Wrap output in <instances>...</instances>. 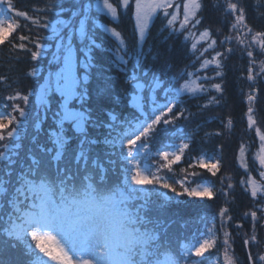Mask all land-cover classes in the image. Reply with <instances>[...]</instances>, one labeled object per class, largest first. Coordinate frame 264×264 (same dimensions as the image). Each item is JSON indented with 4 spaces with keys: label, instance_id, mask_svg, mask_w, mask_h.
<instances>
[{
    "label": "snow or ice",
    "instance_id": "6c2138e0",
    "mask_svg": "<svg viewBox=\"0 0 264 264\" xmlns=\"http://www.w3.org/2000/svg\"><path fill=\"white\" fill-rule=\"evenodd\" d=\"M64 2L41 0L30 14L17 9L14 0H0V45L7 41L35 62L48 55L44 41H49L54 50L48 63L56 68L43 76L38 89L28 93L13 89L4 97L12 103L4 105L10 111H0V264H243L234 250L236 237L242 239L246 264H264V238L259 235L264 229V131L255 108L256 84L264 79V30L256 31L247 23L239 0H213L222 16L232 18L229 34L219 41L223 51H216L217 40L209 28L198 35L188 31L202 22L198 13L204 8L203 0H182V4L175 0H95L94 4L70 0L69 8L63 7ZM181 7L179 28L187 33L185 40L192 37L195 41L191 43L195 61L194 70L187 71V79L177 86L176 77L166 83L149 68L141 70L144 52L140 45L157 13L163 14L167 28L176 31L173 25ZM256 7H264V0H256ZM129 8L139 36L131 51L117 27L98 23L93 14V10L105 13L111 23L118 21L121 9L127 14ZM64 13H70L67 19L62 18ZM258 15L264 17V12ZM20 20L27 23L22 26ZM21 27L29 34H18L20 42H12L9 38ZM97 29L114 40L111 64L126 74L119 90L114 88L115 78L105 75L106 70L95 62L94 51L102 47ZM42 30L50 34L42 35ZM202 41L204 45L198 47ZM233 42L241 49V58H248L246 76L242 73L250 82L244 93L248 104L244 115L246 131H254L258 141V154H254L258 177L245 158L250 145L241 142L236 156L246 173L239 183L252 200L240 221L250 220L251 226L241 232L243 223L233 225L230 208L221 206L211 220L199 217L203 227L191 236H170L175 221L161 218L169 201L184 196L212 200L219 192L227 203L229 190L234 188L230 176L226 187L225 177H220L219 189L208 181L196 182L203 175L200 170L215 177L221 168L218 157H208L203 151L189 157L187 168L180 169L182 175L173 168L195 136V131L175 128L177 121H188L224 102V62L236 51ZM209 51L213 53L210 58ZM130 61L133 70L128 74ZM26 75L39 77L41 70L33 66ZM217 78L220 82H215ZM93 79L96 83L91 86ZM15 83L0 76L2 86L11 88ZM157 90L163 93V103L158 102ZM213 91L218 95L209 94ZM183 94L207 98L192 113L180 107ZM32 95L35 110L30 113L26 106ZM125 101L135 111L123 119L105 107V103L122 106ZM222 123L231 132L233 120L227 117ZM220 135L219 130L205 133L206 137ZM162 136L169 141L179 137L180 143L161 142ZM10 249L17 251L15 257Z\"/></svg>",
    "mask_w": 264,
    "mask_h": 264
},
{
    "label": "trees",
    "instance_id": "16d2710c",
    "mask_svg": "<svg viewBox=\"0 0 264 264\" xmlns=\"http://www.w3.org/2000/svg\"><path fill=\"white\" fill-rule=\"evenodd\" d=\"M94 1L95 0H91L93 4ZM239 2L246 9L247 23L256 31L264 30V17L258 15V11L264 12V7L257 9L256 0H239ZM14 3L16 4L17 9L29 11V13L32 14V6L41 3V0H14ZM203 4L204 8L202 12L198 13L202 18L200 28H209L212 36H215L219 43L223 36L229 34V23L232 18L230 16H222L221 12L213 7V0H203ZM63 7H72L70 0H65ZM56 11H59V9L57 8ZM124 11L125 10L121 9L122 14L118 21L111 23H109L110 18L107 17L106 14L96 13L94 10L93 14L98 17V23L117 27V29L122 32L127 47L129 51H131L137 44L138 34L135 31L132 9L129 8L127 14H123ZM54 14L55 13H53V16ZM69 15L70 13H64L62 18L67 19ZM164 19L165 18L160 14L155 16L149 26L145 41L140 45L144 52L141 70L149 68L152 72L156 73L158 71H163L165 67H169L173 69V71L181 70L179 76L183 78V75L186 74L185 71L194 70L192 64L195 61V56L191 50V41L185 40L184 35L181 32L172 31L167 28ZM19 23L23 26L27 22L20 20ZM218 29L219 31H217ZM18 34L28 35L29 33L21 27L18 33H14L9 39L14 43H19L20 41L16 38ZM41 34L47 36L50 33L47 30H42ZM96 39L102 47L101 49L94 51L95 62L106 70L105 75L115 78L114 88L119 90L124 83L126 74L119 72L111 64L113 57L110 49L113 47L114 40L110 37V34L105 33L103 29H97ZM50 43L51 42L49 41H44L45 46H49ZM218 45L219 50L223 51V46L220 44ZM202 46L203 45H199L198 47ZM49 59L50 53L42 59L38 58V61L34 62L31 61L30 54L20 49H13L11 44L7 41L4 45H0V76H6L8 78V83L10 84L13 80L16 81L15 84H12L11 88L0 85V108H2V111H10V108H5L4 105H10L12 102L5 100L4 97L11 94L13 89H19L22 93H28L30 90L38 89L43 76L52 68V66H49ZM133 63V61H130L127 65L129 70L128 74H131V71L133 70ZM224 63V102L221 105L210 106L207 110L195 115L188 121H185L182 118L177 121L175 128H181L185 132L195 131V136L190 144V149L186 150L185 156H183L181 161L174 165L173 168L177 174L182 175L180 174V169L187 168L188 163L191 162L189 157L199 156L202 151L208 157H218L221 160V168L217 175L213 177L206 171L200 170L203 172V175L196 177V182L208 181L214 184L215 188L219 189L221 188L220 177L224 176V184H227L229 182L227 177L230 176L231 182L234 184L233 194L231 193L227 203H225V197L219 192L212 200L205 199L201 201L198 198L184 196L169 201L163 209L164 216L161 218L165 219V221L169 219L175 221V223L169 228L170 236H191L193 232L203 227V224L198 222L199 217L203 216L211 220L221 206L230 208V214L234 217L232 222L234 225L237 221H240L242 213L252 206L250 196L244 193L243 188L239 183L241 177L246 178V173L244 169L240 168L236 159L240 143L244 142L246 145H250V150L246 152L245 158L248 160L250 168L253 169V175H258V172L255 171V169H258V165H256L257 163H254L253 155L256 147H258V141L255 138L254 131H246L247 119L244 115L248 107L244 93L249 90L250 82L242 77V73L246 76L248 58L246 55L241 58V49L236 47V51L229 55ZM33 66H36L41 70V75L39 77H28L26 75ZM195 67H198V63L195 64ZM211 67L214 66H210V68ZM208 74L212 75L213 72L208 70ZM159 75L167 80V74L163 75L159 73ZM215 82H220V78H217ZM95 83L96 81L93 79L91 81V86H94ZM169 83H172V81ZM256 88V119L260 121V124L264 128V79L257 81ZM129 90L131 89L129 88ZM158 94V102L163 103L164 100L162 98V93ZM209 94L218 95L214 91ZM206 98L207 97L203 94L200 95L199 99L189 98L187 94H183L180 107H185L188 111L197 113V105L204 103ZM34 102L35 96L32 95L30 96V103L32 106H26L30 113L35 110ZM105 107L114 109L115 114H118L120 119H123L130 112L135 111L128 105L127 101H125L122 106L105 103ZM177 110L179 109H174V111ZM227 117H230L233 120V128L231 132H228L223 127L222 121ZM43 128H48V122H45ZM29 130L31 131V129ZM216 130L221 131L222 135L211 137L205 136L206 132ZM101 131H103V129ZM40 139L42 141L44 137L42 136ZM160 139L161 142L180 143L179 137L175 138L173 141H169V139L164 136ZM217 146L220 147L218 148ZM27 147L28 142L25 140L24 148L27 149ZM157 147H159L158 144L154 145L152 150L156 151ZM21 155H23V153H21ZM156 159L158 160L159 158L156 157ZM192 186H195V184ZM161 191H164L168 196L174 195L167 190ZM218 219L219 218L217 217V223ZM240 222L243 223L241 232L247 231L251 226L250 220L248 222ZM229 230L233 236H235L234 227L230 226ZM259 235L264 238V229L259 230ZM234 250L235 253L241 257L243 264H246L247 254L243 248L242 239L239 237H236L235 239ZM215 251V249L212 250L211 254H215ZM9 254L15 257L17 251L15 249H10ZM209 255L210 253L206 256Z\"/></svg>",
    "mask_w": 264,
    "mask_h": 264
},
{
    "label": "rangeland",
    "instance_id": "374dc122",
    "mask_svg": "<svg viewBox=\"0 0 264 264\" xmlns=\"http://www.w3.org/2000/svg\"><path fill=\"white\" fill-rule=\"evenodd\" d=\"M175 2H177V3H181V4H182V0H175ZM94 3H95V1H94ZM94 11H95V10H94ZM169 11L171 12V11H173V9H169ZM102 14H105V13H102ZM158 14H160V15L163 16L162 13H157V15H158ZM155 16H156V15H155ZM155 16L153 17V19L155 18ZM109 18H110V17H109ZM153 19H152V20H153ZM181 19H182V7H181V9H180V13H179L178 20L174 23L173 27L177 29L176 31H179V32L183 33V35H185V34H187V33H185V31H184L183 29H180V28H179V22H180ZM152 20L150 21L149 26H150ZM164 20H165V24H166V19H164ZM134 23H135V20H134ZM108 26H109V25H108ZM200 27H201V25H198L196 29L189 28L188 31L194 33L195 35H198L199 31H200V30H203V29L200 28ZM148 29H149V28H148ZM147 33H148V30L146 31V35H145V37L147 36ZM214 38L217 40V38H216L215 36H214ZM138 40H139V36H138ZM188 40H190L191 43L195 42V41L192 39V37H190ZM218 44H219V43H218V41H217V48H216V51H220V50H219V45H218ZM199 45H204V42H203V41L200 42ZM199 45H198V46H199ZM231 46L234 47V48L237 47V46L235 45V43H234V44L232 43ZM46 47L49 48L48 53H51V51L54 50V48H52V47H49V46H46ZM212 54H213L212 51H209V53H207L206 55L209 57V56H211ZM198 67H199V64H198ZM55 70H56V68H55L54 66H52L51 70H49V71H55ZM47 72H48V71H47ZM47 72L45 73V75H47ZM185 72H187V71H185ZM159 73H161V74H163V75H164V74H167V80H165V79H163V78L161 77V79L164 80L166 83H169L170 81H172V78H173V77H176V80H177V82H178V83H177V86H178L179 83H183L184 80L187 79L186 74L183 75V78L179 76V74L181 73V70L173 71V69H171V68H169V67H165V68L163 69V71H158V72H156L157 75H159ZM159 76H160V75H159ZM42 82H43V79H42V81H41L40 83H42ZM157 91H158V93H160V94L162 93L160 90H157ZM162 95H163V93H162ZM29 105L32 106L31 103H30ZM34 105H35V102H34ZM0 111H2V108H0ZM31 112H33V111H31ZM257 121H258V124H259V126L261 127L262 131H264V128H263V126L260 124V121H259L258 119H257ZM257 144H258V143H257ZM257 146H258V145H257ZM257 150H258V147H256V150L254 151L253 155H254V154H258V151H257ZM256 165H258V163H257ZM258 167H259V165H258ZM256 177H258V175H257ZM226 185H227V184H224L225 187H226ZM146 187H151V186H146ZM229 192L233 194V189L229 190ZM187 228H188V225H187ZM229 231H230V230H229ZM230 232H231V231H230ZM207 254H209V253H206L205 255H207ZM193 259H196V258L193 257Z\"/></svg>",
    "mask_w": 264,
    "mask_h": 264
}]
</instances>
